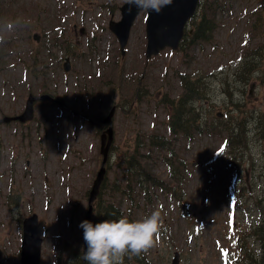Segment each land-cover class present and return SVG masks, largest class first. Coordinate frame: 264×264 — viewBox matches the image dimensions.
<instances>
[{
    "label": "rangeland",
    "instance_id": "1",
    "mask_svg": "<svg viewBox=\"0 0 264 264\" xmlns=\"http://www.w3.org/2000/svg\"><path fill=\"white\" fill-rule=\"evenodd\" d=\"M102 0H64L67 7L61 6L58 0H41L44 15H54L58 9L62 11L63 17L69 21L68 25L71 26L74 23V19L78 21V15L80 10L86 9L85 18H102L101 12H98L96 4ZM88 3V5H85ZM264 0H248L245 6L240 9H232L233 15L226 18H222L223 28L218 33L217 47L215 50H206L203 60L207 65L215 67L216 62L222 63H234L236 59H240L238 68H242L246 71L249 66L245 59H248V55L245 53L246 48H255L261 46L264 49V37L250 33L251 40H246V30L243 27H236L234 24L237 21L248 24L247 16L249 11L252 18H256L260 14L261 4ZM17 10L22 13L27 12L26 7L20 2L17 6ZM76 17V18H75ZM238 18H242L238 20ZM139 22L137 20L136 24ZM135 24V25H136ZM132 55L135 59H143L144 54L138 48V41L135 39L131 42ZM158 65H162L160 59L157 60ZM29 85H23L22 91H27ZM36 88V84H35ZM39 89V88H38ZM264 93L257 88L255 84V102L254 106L260 105L263 99ZM236 96L238 93L236 92ZM22 98L14 101V99H6L0 95V119L3 117L14 116L16 113L22 110L24 105ZM243 104V101L241 102ZM260 112V107L255 108L254 116L257 117ZM34 119L29 122L30 132L29 140L27 143L22 144V131L21 127L15 126L18 132V137L12 134L11 124L0 123V154H3V159L0 160V200L3 202L7 199L4 198L7 192L12 189L11 180L8 173L10 165V157L15 159L17 171L15 173V187L21 190L29 187L32 194L28 197V200L32 198L35 210L40 214V227L39 234L43 241L40 243L41 258L39 264H54L55 254L53 253L54 247L51 245L59 235L73 240L75 238V232L69 229L66 222L57 220L56 216L60 213L57 205V194L54 201L50 204L46 200L47 187L45 189L47 175L52 171L59 170L61 167V160H64L67 164L70 158H66L60 155L58 151H61L63 147L60 145L56 147L53 142V128L50 120H44V116L39 112L37 107L32 109ZM113 129L120 135L129 134V120L125 117L121 111L116 109L112 118ZM36 123L40 126L43 138V130L48 134V161L41 174L39 166L43 163V151L41 150L42 138L38 139L34 135ZM222 135L214 137L212 142L199 141L198 137H194L192 140V146L188 149L186 157V170L190 172L186 182L182 184L180 190L184 191V195H180L181 200L186 203L187 210L193 214V219H188L184 216L176 204L175 200H171L167 195H161L159 199L151 204H141L148 210L150 214L153 210H157L160 213L162 226L166 224L169 236H167V243L164 244L165 234L160 229V235L156 244L148 249L150 253V261L152 264H171V260L174 256V252L179 253L178 264H237L234 262L239 259V251L236 244V229H250L252 225L257 224L260 220L259 212L253 208V202L247 201L248 199H260L257 196H263L262 205L264 206V176L259 177L260 168L256 169L259 165V157L262 156V149H264V141L255 140L250 135L246 144L243 146L249 147V152L255 160V166L251 169L246 164L241 163L237 167L229 163V156L226 154L230 149L227 146L224 149L223 154L219 153L220 147L223 142L221 140ZM21 145V146H20ZM96 145V144H95ZM217 146V147H216ZM203 147L205 149H203ZM214 155L212 167L205 166L202 163V157L210 158ZM29 161V164L26 163ZM211 168L210 171H207ZM28 171H31L30 173ZM37 173L40 180H35L33 173ZM246 175L242 181H238L233 185V178L236 175ZM69 183L71 187L84 190V181L80 178V174L77 172V177L73 178V174L70 175ZM250 183V184H248ZM243 184L249 188L246 192L241 193ZM233 189L236 192L235 198H232L228 190ZM59 190V189H58ZM57 190V191H58ZM69 193L72 195L75 193L69 188ZM251 193V194H249ZM205 197V200L201 202V197ZM65 202L61 200L62 205ZM59 204V205H60ZM7 205L2 203L0 205V217H5ZM14 217L16 223L19 217L18 212L14 211ZM136 219H140L136 215ZM81 233V232H79ZM19 234L15 225L10 227V239L12 240L9 249L16 247V239ZM14 241V242H13ZM254 237L247 238V245L252 246L254 244ZM257 249V248H256ZM27 259L25 263H28ZM19 264V256L14 255V258L9 259L3 264ZM2 264V263H0Z\"/></svg>",
    "mask_w": 264,
    "mask_h": 264
},
{
    "label": "trees",
    "instance_id": "2",
    "mask_svg": "<svg viewBox=\"0 0 264 264\" xmlns=\"http://www.w3.org/2000/svg\"><path fill=\"white\" fill-rule=\"evenodd\" d=\"M248 0H203L196 14V18L190 19L191 34H188V28L184 30V42L187 46L193 44H200L202 41H211L213 34L211 31H216L221 25L222 18L232 16V9H240L245 6ZM261 11L264 13V3L261 4ZM251 11H249L248 24L242 22V18H238L236 25L237 27H243L246 30V40L249 41L250 33L255 34L257 37L261 35L264 37V18L260 14L256 18H252L251 23ZM228 18H226L227 20ZM248 59H245L249 68L244 71L242 68L236 66H229L225 68L226 73H233L234 80L238 85H247L250 80L252 73L264 74V49L261 46L255 48H246ZM242 56L240 55V59ZM238 63V62H237ZM225 81L230 89V97L232 95L231 84L228 78L225 77ZM264 86V82L262 83ZM236 102L235 110L233 113L227 116L225 124L230 128L234 129V126H238L243 122V116L247 117L248 114L254 113L249 111L248 108L240 104L239 99H233ZM254 124L252 128L251 125ZM264 111L261 110L255 120H250L243 124L242 136L248 137L249 135L255 140L264 141ZM182 128H184L182 126ZM222 129V128H221ZM239 135L235 136L230 132V139L234 142L233 148H240L238 146ZM116 154L120 155L123 153L120 148L115 149ZM118 160V159H117ZM116 160L114 170L108 175L106 184L101 186L99 198L95 204L94 211L91 214L90 221L95 224L96 222L108 219L115 220L120 217H127L129 220H134V209L138 206L140 196L144 202H150L151 191L154 187V191H165L167 185L162 182L159 178L151 177L146 174L141 178H138L137 174L133 171L136 169L140 170V167L135 164L134 156H129L126 162H123L124 167L118 165ZM247 187L243 186L241 193L244 192ZM233 194V191H230ZM257 207L260 208L261 220L251 230H243L237 235L238 243H240V254L239 259L236 260L239 264H264V206L260 207L259 203H256ZM188 215L187 212H184ZM254 236V244L252 246L247 245V238ZM84 240L80 246L72 245L69 247L70 252L68 255V264H86L83 260V249ZM257 246V249H256ZM86 251V249H85ZM123 264H133V262L125 256ZM149 264V263H147Z\"/></svg>",
    "mask_w": 264,
    "mask_h": 264
},
{
    "label": "clouds",
    "instance_id": "3",
    "mask_svg": "<svg viewBox=\"0 0 264 264\" xmlns=\"http://www.w3.org/2000/svg\"><path fill=\"white\" fill-rule=\"evenodd\" d=\"M124 2L145 11L159 13L162 8L170 5L172 0H124ZM25 23L26 21L20 19L6 21L0 26V43L4 42L7 34ZM79 227L83 229L86 244V251L83 253L86 264H123L126 255L138 256L156 244L162 220L159 211L153 210L136 220L120 217L115 220L105 219L95 224L83 220Z\"/></svg>",
    "mask_w": 264,
    "mask_h": 264
},
{
    "label": "water",
    "instance_id": "4",
    "mask_svg": "<svg viewBox=\"0 0 264 264\" xmlns=\"http://www.w3.org/2000/svg\"><path fill=\"white\" fill-rule=\"evenodd\" d=\"M199 0H172V3L161 9L159 13L148 10V22H147V36L150 40L151 47L154 51H157L156 46L163 45H174L180 35L182 34V28L186 19L193 14ZM125 14L123 21L119 24L120 35H123L124 29L126 28L131 15L133 12H138L139 8L136 6L126 5L123 9ZM151 51V50H150ZM21 120L22 117H19ZM101 173H99L92 189V194L97 192ZM204 199V198H202ZM35 230V228L33 229ZM37 244L31 239L26 237L23 238L21 253L22 263L26 264H37L39 260V252L37 251ZM177 254L173 260V264H176Z\"/></svg>",
    "mask_w": 264,
    "mask_h": 264
}]
</instances>
